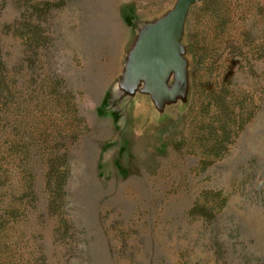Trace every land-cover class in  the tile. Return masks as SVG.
<instances>
[{
  "label": "rangeland",
  "instance_id": "obj_1",
  "mask_svg": "<svg viewBox=\"0 0 264 264\" xmlns=\"http://www.w3.org/2000/svg\"><path fill=\"white\" fill-rule=\"evenodd\" d=\"M175 1L0 0V264H264V0H196L156 98L125 72Z\"/></svg>",
  "mask_w": 264,
  "mask_h": 264
},
{
  "label": "water",
  "instance_id": "obj_2",
  "mask_svg": "<svg viewBox=\"0 0 264 264\" xmlns=\"http://www.w3.org/2000/svg\"><path fill=\"white\" fill-rule=\"evenodd\" d=\"M196 0H176L174 6L140 33L128 57L125 76L145 80V88L156 98L171 97L186 83V64L180 40L186 15ZM176 77L171 87L170 75Z\"/></svg>",
  "mask_w": 264,
  "mask_h": 264
},
{
  "label": "trees",
  "instance_id": "obj_3",
  "mask_svg": "<svg viewBox=\"0 0 264 264\" xmlns=\"http://www.w3.org/2000/svg\"><path fill=\"white\" fill-rule=\"evenodd\" d=\"M33 18H32V15L27 19L28 21V27H29V30L32 31V27H38L36 24H34L32 22ZM6 26L4 27H9V24H5ZM12 25L14 26V28L17 30V31H20V33L22 31H25L24 30V23L23 25L19 22V21H14L12 23ZM26 33V32H25ZM27 35V33H26ZM28 38V45H31V42H30V34H28L27 36ZM4 87H5V90L7 88V81L5 80L4 82ZM0 100H3L4 98H8L9 95H8V92H4V89H0ZM223 127V126H222ZM225 127H223L224 129ZM224 132V130L222 131ZM225 134V132L223 133ZM64 182L60 181H55V186H56V190H59L61 191L62 190V186H63ZM215 198H212V200L210 199V197H205L204 200H202V198L198 201V202H195L194 204H192V211H194V213H196L197 215L201 216V217H205V216H209V214L211 213L210 212V208H214V206H211V203L213 204V202L215 201L214 200Z\"/></svg>",
  "mask_w": 264,
  "mask_h": 264
}]
</instances>
